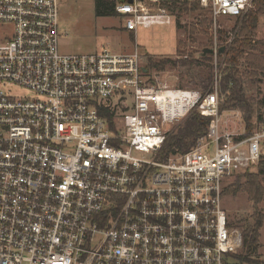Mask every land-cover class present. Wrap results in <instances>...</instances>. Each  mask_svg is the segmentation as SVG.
<instances>
[{
    "label": "built area",
    "instance_id": "obj_1",
    "mask_svg": "<svg viewBox=\"0 0 264 264\" xmlns=\"http://www.w3.org/2000/svg\"><path fill=\"white\" fill-rule=\"evenodd\" d=\"M174 1L217 21L255 0H133L116 12L136 33L170 25ZM59 11L60 0H0V264H264L223 206L226 181L264 160V125L223 130L217 86L160 84L138 50L63 53ZM194 112L210 118L206 136L161 159Z\"/></svg>",
    "mask_w": 264,
    "mask_h": 264
},
{
    "label": "rangeland",
    "instance_id": "obj_2",
    "mask_svg": "<svg viewBox=\"0 0 264 264\" xmlns=\"http://www.w3.org/2000/svg\"><path fill=\"white\" fill-rule=\"evenodd\" d=\"M94 2V0H60L59 26L63 34L60 48L63 53L89 54L100 51L102 48L116 53H133L138 50L143 56L145 66L150 61L163 59L181 60L182 62L186 59H196L198 65L193 68L183 66L179 61L176 68L167 65L165 70H151L149 75L160 84L186 88H190L212 75L213 84L209 90L215 89L217 86L220 103L222 104L226 100V93L221 86L225 65L223 61H219L218 56L222 54L220 50L229 48L238 35L241 21L237 17L220 18L215 21L211 10L200 6L201 10L169 11L172 17L170 25L154 26L147 29L140 27L136 33H133L126 29V21L119 16L96 17ZM254 7L255 1L247 12ZM204 21H207L206 26L203 25ZM2 31L0 29V32ZM254 40L256 42L264 41V15L259 17ZM211 50L214 52L210 53ZM255 54L258 57L261 55L257 52ZM241 63L243 64L241 70L246 74L243 78L245 93L254 100V107L257 111L259 108L256 103H262L260 111L263 114L264 70L257 72L259 82L250 81L248 76L252 71L245 60H241ZM11 90L18 95L28 94L20 87H14ZM221 115L223 130L233 134L245 132L247 135H251L247 132L245 112L231 110L224 111ZM256 119L255 115L254 120ZM184 122L179 124L173 133ZM258 127H255L253 132ZM142 156V158H147L146 155ZM257 168L250 170V173H256ZM240 182H246L245 176L242 179H239V175L234 176L226 181L225 189ZM223 206L231 220L238 221L240 225L253 222V203L249 201L245 193L225 194ZM259 211L264 214V203L260 204ZM260 243L261 246L254 254L256 257H264V225L260 230Z\"/></svg>",
    "mask_w": 264,
    "mask_h": 264
},
{
    "label": "trees",
    "instance_id": "obj_3",
    "mask_svg": "<svg viewBox=\"0 0 264 264\" xmlns=\"http://www.w3.org/2000/svg\"><path fill=\"white\" fill-rule=\"evenodd\" d=\"M94 13L96 17H117V4L128 0H94ZM174 1L171 5L163 4L171 12H188L191 10H201L198 3ZM264 15V0H255V7L247 13L238 16L241 21V26L237 37L232 45L222 51L218 56L219 61H223L225 67L221 86L226 93V100L220 103V112L240 110L246 113L245 123L247 125L248 134H252L255 127L260 124L264 125V113L261 114L262 103L257 102V107H254V100L251 99L244 90L243 78L245 73L242 72L241 60H245L248 67L251 69L248 79L250 81L259 82L258 71L264 70V41L256 42L254 36L258 29L259 17ZM120 17V16H119ZM207 21H204L206 26ZM133 37V35H132ZM255 52L260 53L258 57ZM203 55V53H202ZM181 60L163 59L160 61H150L145 69L147 73L151 70L163 71L170 65L171 68H176L177 63ZM182 62V61H181ZM183 66L191 68L198 65V60H183ZM213 84V76L201 80L198 84L191 86L189 89L201 90L207 92ZM180 88H186L180 86ZM101 115L109 122L113 123L115 113L111 109H103ZM255 115L257 119L254 120ZM210 124V118L201 116L194 112L177 130L168 136L165 145L163 146L160 158L166 159L174 155H182L191 151L197 142L206 136ZM256 173L247 171L243 175H239V179L245 176L246 182L234 183L225 189V194H235L238 192L245 193L249 201L253 203V222L240 225L238 221L232 222L240 226L243 230L245 249L248 253L255 254L260 243V230L264 225V214L259 211V206L264 203V160L257 166Z\"/></svg>",
    "mask_w": 264,
    "mask_h": 264
},
{
    "label": "water",
    "instance_id": "obj_4",
    "mask_svg": "<svg viewBox=\"0 0 264 264\" xmlns=\"http://www.w3.org/2000/svg\"><path fill=\"white\" fill-rule=\"evenodd\" d=\"M124 2H125V1H123V3H124ZM127 2H128V3H132L133 0H128ZM223 50H224V49H221V50H220V53H222ZM213 52H214L213 50L210 51V53H213ZM145 71H146V70H145Z\"/></svg>",
    "mask_w": 264,
    "mask_h": 264
}]
</instances>
